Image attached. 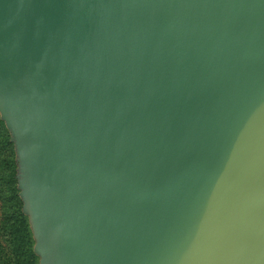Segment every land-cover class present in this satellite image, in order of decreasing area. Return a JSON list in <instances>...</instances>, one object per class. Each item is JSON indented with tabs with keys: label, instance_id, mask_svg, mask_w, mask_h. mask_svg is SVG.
Listing matches in <instances>:
<instances>
[{
	"label": "water",
	"instance_id": "1",
	"mask_svg": "<svg viewBox=\"0 0 264 264\" xmlns=\"http://www.w3.org/2000/svg\"><path fill=\"white\" fill-rule=\"evenodd\" d=\"M0 108L43 264H264V0H0Z\"/></svg>",
	"mask_w": 264,
	"mask_h": 264
},
{
	"label": "rangeland",
	"instance_id": "2",
	"mask_svg": "<svg viewBox=\"0 0 264 264\" xmlns=\"http://www.w3.org/2000/svg\"><path fill=\"white\" fill-rule=\"evenodd\" d=\"M18 147V135L0 108V264H43Z\"/></svg>",
	"mask_w": 264,
	"mask_h": 264
}]
</instances>
